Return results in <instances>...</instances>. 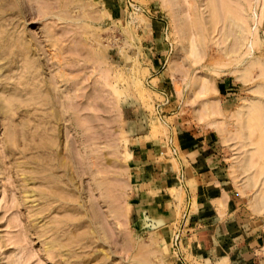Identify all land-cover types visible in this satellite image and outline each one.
I'll return each instance as SVG.
<instances>
[{"label":"rangeland","instance_id":"obj_1","mask_svg":"<svg viewBox=\"0 0 264 264\" xmlns=\"http://www.w3.org/2000/svg\"><path fill=\"white\" fill-rule=\"evenodd\" d=\"M229 17L242 51L259 42L238 65ZM256 57L264 0H0V264H145L151 242L149 264H170L175 230L141 220L132 160L149 138L173 155L178 128L216 132L240 213L264 230L243 185L255 169L236 164L255 146L231 116L255 96L232 71ZM207 98L223 135L199 118Z\"/></svg>","mask_w":264,"mask_h":264},{"label":"crops","instance_id":"obj_2","mask_svg":"<svg viewBox=\"0 0 264 264\" xmlns=\"http://www.w3.org/2000/svg\"><path fill=\"white\" fill-rule=\"evenodd\" d=\"M178 130L173 155L153 138L133 149L141 220L179 236L170 264H264V230L240 213L216 132Z\"/></svg>","mask_w":264,"mask_h":264},{"label":"bare ground","instance_id":"obj_3","mask_svg":"<svg viewBox=\"0 0 264 264\" xmlns=\"http://www.w3.org/2000/svg\"><path fill=\"white\" fill-rule=\"evenodd\" d=\"M229 21L233 22V30L230 33V35L233 34L232 35L233 44L230 47V53H225V57L228 56L230 64L236 63L238 65L239 63H241L244 60V58L247 55H249L251 53V49H253L254 46L259 45V42L256 39L257 41L255 40L252 43L251 48L247 49L246 51H242V40L244 39V37L242 36L241 32H238V30H237L238 27L242 28V26L239 23L235 22V19L232 17H229ZM227 36H229L228 33H227ZM195 43H196V41L192 43L191 51L195 57H198L199 54L201 53V47H200L201 43L200 44H198V43L195 44ZM30 64L31 63H27V65H25L26 70L29 69ZM232 72L234 73L235 78L239 80V82L241 81L244 84H250V83L252 84L253 83V86L249 87V89L251 88V91L253 94H255V96L252 97L251 99H243L240 106L235 111L232 112L231 116L236 121V123L239 127L238 136H239V138L243 139L242 147L246 148L247 146L249 147L251 145L255 146L254 147L255 151L253 149H252L254 151V152L252 151L253 153L250 151V154H251L250 159L246 160L244 158L242 160H239L238 156H237L236 157V160H237L236 164H238V163L242 164L240 166L241 169H239L241 173H245V172H249V171L251 172V168H252V170L255 169L254 170L255 173L252 171V173H254V175H252L250 173L251 175H248L245 178L243 185H244V188L246 190L248 188L251 190L256 189L253 192V196L249 195L251 193V190H250V193H248V192L247 193L250 197H252L251 199L250 198L249 199H250V205L252 207L253 212L257 213V214H261V213H264V98H263L264 97V58H260V57L253 58L252 60L248 61L245 65H242V67L240 69H234ZM254 73L256 74V76H254ZM207 77L208 76H205V77L199 76L200 79H203L202 89H201L200 93L204 94V96L206 93L207 94L210 92L212 93L213 90H215L214 92H216V89L213 88V85H212L210 79H208ZM257 79L259 80V82L256 81ZM49 88H50V86H49ZM50 89H51L50 93H53L52 88H50ZM201 96H203V95H201ZM51 97H55V96L53 95ZM55 101H57V100H55ZM55 101L53 100V102H51V103H53L52 104L53 113H51V116H52L51 118H54L55 120L58 121L60 119L61 115L59 116V113H58V106L57 105H59V102L57 101L55 103ZM201 101H200L201 106L199 107V109H197V110H199L198 111L199 118L202 120H206L208 122L207 124H210L211 126H213L216 129V131H218L220 134L223 135V132H224V129H225V126L227 125V123H226V121H220V119H219V116L223 115V113L221 112V109H220L221 105L219 106L218 101H215V99H211V98L202 99ZM60 102H61V99H60ZM245 141H247L248 143H244ZM247 144H251V145H247ZM247 152H249V151L244 150L245 154ZM250 154H248V155H250ZM172 161H173V159H172ZM261 176L263 177V179ZM259 177H261V178H259ZM236 185H237V183H236ZM241 187L244 191L243 186H241ZM236 188H238V187L236 186ZM240 190H241V188H240ZM247 193L245 191V193H243L244 196ZM152 243L153 242H151L150 246L148 247L149 249L147 248L148 250H146L150 253V255L152 253H154L155 250H157L153 246L151 247ZM148 254L146 252V254H144V256H143L144 259L142 261L145 264L150 263L149 259L147 260V257H149ZM155 254H156V252H155Z\"/></svg>","mask_w":264,"mask_h":264},{"label":"built area","instance_id":"obj_4","mask_svg":"<svg viewBox=\"0 0 264 264\" xmlns=\"http://www.w3.org/2000/svg\"><path fill=\"white\" fill-rule=\"evenodd\" d=\"M178 239H179V236L176 234L173 238V244H174V247H176L178 245Z\"/></svg>","mask_w":264,"mask_h":264}]
</instances>
